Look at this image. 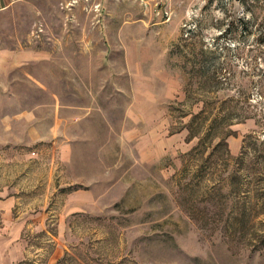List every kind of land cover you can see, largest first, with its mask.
<instances>
[{"label": "rangeland", "instance_id": "rangeland-1", "mask_svg": "<svg viewBox=\"0 0 264 264\" xmlns=\"http://www.w3.org/2000/svg\"><path fill=\"white\" fill-rule=\"evenodd\" d=\"M19 264H264V0L0 11V196Z\"/></svg>", "mask_w": 264, "mask_h": 264}, {"label": "crops", "instance_id": "crops-1", "mask_svg": "<svg viewBox=\"0 0 264 264\" xmlns=\"http://www.w3.org/2000/svg\"><path fill=\"white\" fill-rule=\"evenodd\" d=\"M24 0H0V11ZM19 201L0 196V264H19L26 258L25 233L30 217L18 210Z\"/></svg>", "mask_w": 264, "mask_h": 264}]
</instances>
